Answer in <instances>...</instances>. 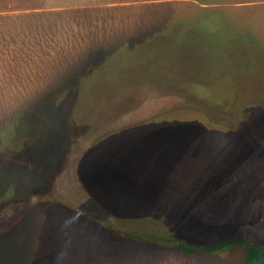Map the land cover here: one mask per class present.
<instances>
[{"label":"rangeland","instance_id":"obj_1","mask_svg":"<svg viewBox=\"0 0 264 264\" xmlns=\"http://www.w3.org/2000/svg\"><path fill=\"white\" fill-rule=\"evenodd\" d=\"M264 245V0H0V264H242Z\"/></svg>","mask_w":264,"mask_h":264},{"label":"trees","instance_id":"obj_2","mask_svg":"<svg viewBox=\"0 0 264 264\" xmlns=\"http://www.w3.org/2000/svg\"><path fill=\"white\" fill-rule=\"evenodd\" d=\"M175 246L185 255L218 254L228 251H241L242 264H264V245L242 240H225L213 245H189L175 242Z\"/></svg>","mask_w":264,"mask_h":264}]
</instances>
